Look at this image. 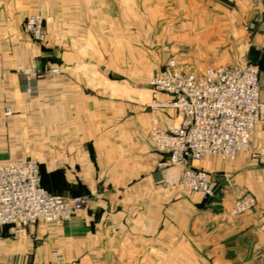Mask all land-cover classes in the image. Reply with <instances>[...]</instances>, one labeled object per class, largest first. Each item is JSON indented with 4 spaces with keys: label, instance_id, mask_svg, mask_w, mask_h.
I'll return each instance as SVG.
<instances>
[{
    "label": "crops",
    "instance_id": "1",
    "mask_svg": "<svg viewBox=\"0 0 264 264\" xmlns=\"http://www.w3.org/2000/svg\"><path fill=\"white\" fill-rule=\"evenodd\" d=\"M175 3L186 8L169 31L180 70L264 52V24L242 30L264 21V0ZM33 4L0 0V166L34 158L50 193L89 198L67 222L15 234L0 228V264H264V110L248 152L191 162L214 178L212 197L193 193L178 185L181 166L157 167L165 156L149 137L154 123L161 130L178 123L174 110L159 106L169 95L152 97L145 83L112 79L113 69L66 61L61 75L38 83L37 95L23 92L10 70L19 48L35 52L20 29ZM7 105L10 117L2 114ZM245 193L255 207L229 215Z\"/></svg>",
    "mask_w": 264,
    "mask_h": 264
},
{
    "label": "built area",
    "instance_id": "2",
    "mask_svg": "<svg viewBox=\"0 0 264 264\" xmlns=\"http://www.w3.org/2000/svg\"><path fill=\"white\" fill-rule=\"evenodd\" d=\"M42 24L41 18L30 16L24 31L34 40H43ZM23 74L21 88L28 95H35L38 69L31 67ZM260 76L258 68L246 57L231 65L207 66L200 73L184 72L169 61L150 80L154 96H170L167 103L159 106L174 110L178 118L176 125L165 130L156 123L151 127L153 149L165 156L157 167L181 166L178 184L204 198L212 197L213 175L190 164L207 156L231 161L250 150L263 108ZM3 115H12L10 106L4 107ZM87 203L86 195L66 197L50 193L42 185L39 163L32 158L0 166V228L9 227L14 234L38 223L67 222ZM254 206V197L245 193L233 201L230 215H240ZM55 257L58 259L59 254Z\"/></svg>",
    "mask_w": 264,
    "mask_h": 264
},
{
    "label": "rangeland",
    "instance_id": "3",
    "mask_svg": "<svg viewBox=\"0 0 264 264\" xmlns=\"http://www.w3.org/2000/svg\"><path fill=\"white\" fill-rule=\"evenodd\" d=\"M176 5L175 0H34L32 12L21 21L20 29L29 37L27 44L32 46L35 52L29 56L31 50L26 52V49L19 48L17 63L11 66L10 71L21 85V75H24L27 69H38V93V83L41 80L61 75L62 61L73 65L95 64L113 69L110 76L115 81L147 84L152 97H156L153 95L150 80L169 61H174L177 65L170 54V47L174 42L170 41V23L172 19L183 16L186 8ZM30 16L42 19L43 40H34L24 31V23ZM259 21L264 22L262 19L249 21L243 25L242 30L250 34ZM263 54L264 52H259L254 58H246L257 65L261 72L262 111ZM52 69L56 71L52 72ZM23 92L27 94L24 90ZM13 113L12 109V115ZM151 127L149 137L152 142ZM56 253L58 252L54 254Z\"/></svg>",
    "mask_w": 264,
    "mask_h": 264
},
{
    "label": "trees",
    "instance_id": "4",
    "mask_svg": "<svg viewBox=\"0 0 264 264\" xmlns=\"http://www.w3.org/2000/svg\"><path fill=\"white\" fill-rule=\"evenodd\" d=\"M263 56H264V54H263ZM250 62V61H249ZM251 64H253V65H255L254 63H252V62H250ZM257 68H258V70H259V72H260V69H259V67L257 66V65H255ZM260 74H261V72H260ZM41 182H42V179H41Z\"/></svg>",
    "mask_w": 264,
    "mask_h": 264
}]
</instances>
